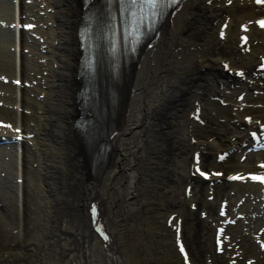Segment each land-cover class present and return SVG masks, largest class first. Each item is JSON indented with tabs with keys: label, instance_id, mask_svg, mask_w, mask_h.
Masks as SVG:
<instances>
[{
	"label": "bare ground",
	"instance_id": "6f19581e",
	"mask_svg": "<svg viewBox=\"0 0 264 264\" xmlns=\"http://www.w3.org/2000/svg\"><path fill=\"white\" fill-rule=\"evenodd\" d=\"M83 2L0 0V264H264V183L229 179L264 172V4L180 0L92 138Z\"/></svg>",
	"mask_w": 264,
	"mask_h": 264
},
{
	"label": "snow or ice",
	"instance_id": "6c2138e0",
	"mask_svg": "<svg viewBox=\"0 0 264 264\" xmlns=\"http://www.w3.org/2000/svg\"><path fill=\"white\" fill-rule=\"evenodd\" d=\"M120 2L122 11L128 12L130 16V30L127 31V35L136 39L145 25L155 24L159 18L165 14L168 8L178 3V0H120ZM229 2H231V0H229ZM256 3L264 4V0H256ZM257 23L261 27H264V18L257 21ZM24 27L31 28L33 26L25 25ZM262 67H264V65H262ZM240 75H243V72H241ZM7 126L11 127V125ZM256 135V133H253L254 137ZM220 159H224V157L221 156ZM261 167L264 168V164H262ZM201 175L206 174L201 173ZM216 175H219V173H216ZM229 179H252L264 183V172L259 174H249L248 177L240 175L231 176ZM92 213L95 216V207L92 208ZM180 251L184 255L185 261H187L188 255L182 243L180 244Z\"/></svg>",
	"mask_w": 264,
	"mask_h": 264
},
{
	"label": "rangeland",
	"instance_id": "374dc122",
	"mask_svg": "<svg viewBox=\"0 0 264 264\" xmlns=\"http://www.w3.org/2000/svg\"><path fill=\"white\" fill-rule=\"evenodd\" d=\"M206 154H208V155L205 156V158H206L205 162H206V164H209L211 162V160H212V156H211L212 153L207 152ZM205 189H206V184L201 182V185L199 186L197 191H200L201 195L205 196ZM195 202H197V201H195ZM201 202H202V200H199L198 204H196L197 206L195 207V212L194 213H195V218L196 219L195 218H191V217L190 218L189 217L186 218L187 226H191L195 222L194 223V233L195 234L192 232L193 235L191 234V237H189V235H188L189 231H188L187 227L185 229V236L187 235L186 239L188 241V244H190V245H195V243L191 242L192 238H193V240L195 239L194 242H196V244H198L200 242V236H203L208 231L207 222L200 217V210L201 209L199 210V208L202 205ZM214 244H215V242H214ZM214 248H215V250H217V248L215 246H214Z\"/></svg>",
	"mask_w": 264,
	"mask_h": 264
}]
</instances>
